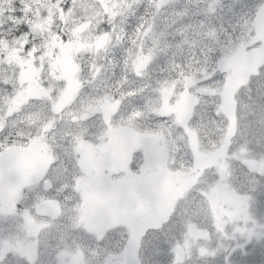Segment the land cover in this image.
Listing matches in <instances>:
<instances>
[{
	"label": "trees",
	"instance_id": "1",
	"mask_svg": "<svg viewBox=\"0 0 264 264\" xmlns=\"http://www.w3.org/2000/svg\"><path fill=\"white\" fill-rule=\"evenodd\" d=\"M127 1L0 0V43L13 42L6 47L7 51H0V121L4 123L0 129V143L9 140L27 143L32 137L41 135L51 121H57L47 133L51 150L58 148L48 172L53 182L52 189L43 190L41 185L27 188L18 202L19 215L9 217L0 212V232L23 235L27 226L21 224L22 221L18 222L23 218L20 212L27 210L31 217H35L33 206L36 201L55 196L60 199L64 211L54 221L47 220L51 225L40 230L41 239L55 254L58 250L55 241L60 244L74 238L80 240L83 235L75 215L81 202L76 204L79 196L74 190L73 177L68 176L70 168L78 162L73 154L68 158L64 153L69 149V156L71 141L80 132L70 115L80 109L89 110L91 105L97 106L99 102L76 104L72 109L69 105L60 114L54 112L49 99L36 98L31 101L26 111L28 117L23 120L7 118L4 113L18 87V69L13 62L18 59L11 52L22 54L23 58L31 57L34 49H44V44L55 34L66 36L72 31L74 33L76 29L73 28L80 22L89 23L81 32L91 40L100 35L107 37L104 46H97L94 52L90 53L86 48L76 54L83 87L81 89L80 86L73 101H80L81 96L92 98L104 90L107 94L112 93L119 102L109 117L105 118L104 113H100L86 120L83 123L86 130L98 135L109 125L120 124H128L138 131L157 129L170 140L171 155L185 169L194 160L186 128H196L200 140H203L201 148L217 145L230 125L234 127V137L229 141L232 150L241 145L245 137L256 141L264 139V29H261L264 15L257 13L261 1L129 0L125 5ZM94 13L100 14L95 16ZM238 55L241 59H248L234 67L232 74L246 72V77L233 91L234 113L233 117L229 115V120L227 113L221 108L218 110L223 85L230 76L229 73L226 75L222 60L237 59ZM142 56L148 61L139 68L136 60ZM163 91L167 94L171 91L172 96L188 93L196 98L198 102L188 120V127L177 123L172 116L163 117L159 113ZM108 120L110 123H106ZM54 133L56 135L51 138ZM55 165L59 172H55ZM235 172L236 179L248 184L251 195L256 199V215L264 216V175L253 177L245 168H235ZM196 195L194 192L191 199ZM189 207L187 205V209ZM186 220L180 222L181 228H184ZM13 222L18 224L19 234L9 232ZM90 244L92 248L101 250L100 243L93 237ZM260 244L249 247L250 252L237 256L236 260L240 264H263L264 259L261 260L260 255L264 244ZM167 246L153 248L152 253H167ZM108 251L104 246L101 254L99 252L93 258L97 261L99 254L101 258ZM222 255L217 253L196 261L191 259L186 264H225ZM203 258L209 260L202 263ZM10 259L12 262L8 260L6 264L24 261L17 255ZM171 259L166 254L145 257L140 259V263L173 264Z\"/></svg>",
	"mask_w": 264,
	"mask_h": 264
},
{
	"label": "rangeland",
	"instance_id": "2",
	"mask_svg": "<svg viewBox=\"0 0 264 264\" xmlns=\"http://www.w3.org/2000/svg\"><path fill=\"white\" fill-rule=\"evenodd\" d=\"M112 2L120 3V0H111ZM160 2L161 0H157ZM260 6L257 10V13H261V16L264 15V0H259ZM104 3V2H103ZM129 4V0L125 2V5ZM104 6V4L102 5ZM112 10V9H111ZM95 16L99 15L100 13H94ZM260 16V17H261ZM50 20V19H49ZM51 21V20H50ZM78 26L74 27L73 30L75 32L69 35L64 36L62 33L55 34V36L49 40V42H46L44 44V49H34L32 51V56L27 58H23L22 54H15L13 51L11 52L12 55H16L18 60H13L15 63V66L18 69V87L14 94V96L10 99V101L7 103L5 108H9L12 102L19 101L23 103L25 101L26 111L29 108V103L27 100L31 98H42V99H49L52 103V107L55 113H61L63 109H65L67 106L70 105V108L72 109L76 104L85 105V103L93 102L99 104L91 105L89 107L88 111H91L92 114H95L97 112L104 113V116L106 118L109 117L112 113H114L116 106L119 104V102L111 95H108L104 90H100V92L92 97V98H86L81 96L80 101H73L76 97V93L79 91V88L81 86V89L83 87L81 76H79V64L77 62L76 54L79 52V50L88 49L91 53L97 50V46H104L105 39L107 35H100L98 37L93 38L91 40L88 38L85 34V32H81L82 30L86 29L89 26V23L87 22H80L77 24ZM261 29H264V18L261 22ZM57 31V30H56ZM79 32H81L79 34ZM13 42H5L0 43V51H7V46L9 44H12ZM32 44L37 42H31ZM11 45H9L10 47ZM260 55V53H259ZM262 55V54H261ZM263 56V55H262ZM248 58L241 59V56L238 55L237 59H223L222 63L225 65V71L227 72L226 75L229 73L230 76H228L225 80V83L223 85V95H221V105H224L222 108L225 113H227V117L230 120V116L233 117L234 113V101H233V91L236 88L237 85L240 84L242 80L246 77V72H242L239 75H233V68L236 67L238 64H242L243 62H247ZM148 59L146 57L142 56L136 60V66L141 68L142 65H145L147 63ZM227 67V68H226ZM45 80H48L45 82ZM82 92V91H81ZM80 92V94H81ZM227 97V103L225 102V98ZM83 98V99H82ZM162 98V106L159 109V113L163 117H169L172 116L174 120L182 125L183 127H188V120L187 123L182 122L184 120L187 107L192 99V96L188 93H180L178 96H172L171 91L167 94L165 91H163ZM48 100V101H49ZM24 106V107H25ZM23 107V108H24ZM41 106H39L40 108ZM91 110V108H93ZM58 110V111H57ZM25 111V112H26ZM87 111L86 109H80L77 112H74L70 115L69 118L72 117H80L82 112ZM96 112V113H93ZM230 115V116H229ZM56 121H51L49 123V126L52 127ZM106 123H110V121H106ZM50 127L47 126V128L50 129ZM85 126L83 124L76 125L77 129H80V132H77L76 139L71 141L72 148L71 152L68 151L67 153H64L67 155L68 158H70V155L73 154L76 157V162H78V165L76 164L75 167H72V164L69 163L70 173L68 176H72L73 179H76V186H74V190L77 192L79 196V200L76 201V204L79 202L86 201V198L84 196L85 190L82 187V184L87 180L86 175H93L96 173V177L101 176L102 171L104 170V173L107 176H110V167L112 169V164L109 162V160H113V157L115 158L119 153L121 146L124 151V162L129 163V152L130 149H136L137 147L143 146L148 150V148L145 146L147 143H153L156 146V150L150 151L149 153H146L147 155H152L155 152H159V146L162 141H164V147L166 146L168 149L167 155L170 151L169 149V142L166 137V135L163 132H159V130H143L138 131L134 127H129L128 124H120L117 126H111L109 125L107 129H102L99 134L92 133L91 130H86L84 128ZM188 135H189V141L192 146V150L194 154L196 152L200 153L201 156V163L202 168L206 169L207 165H211L214 163L211 157H209L206 154V150L210 149L212 151L215 150V148H221L223 149V153L221 156V160L225 163V152L227 151L228 154L231 157V159L228 161V166L231 171V168L235 167L237 169H243L245 165H242V162L240 161V158L238 154L243 151V145L248 149V151L256 156L264 157V139L255 140L253 138L245 137L243 139V143L239 145L238 147L231 149L230 139H232L234 136V127L232 125L229 126L227 133L225 137H223L215 147H207V148H201V140H200V134L197 132L196 128H186ZM48 130H46L41 135L32 137L31 140L27 143V151L25 153L27 163H28V170L29 173L36 172L38 173V176L35 180H28L26 184H43L44 179H48L49 176L47 175L49 172V167L51 165V162L55 161L54 153H58V148L48 145L50 144L49 138H48ZM56 134L54 133L51 135V138H54ZM81 136H84L85 138H81ZM145 139H147L145 141ZM203 139V138H202ZM157 141H160V143H157ZM137 144V147H134L133 145ZM54 145V144H53ZM77 146V147H76ZM133 152V151H132ZM244 152V151H243ZM92 153V154H91ZM102 155H101V154ZM82 154H85L82 156ZM97 154V155H96ZM99 154V155H98ZM115 154V155H114ZM143 154V152H142ZM246 155L249 156V153L245 152ZM244 153L243 155L246 156ZM88 159L91 160H87ZM92 156L90 158V156ZM126 155V156H125ZM81 157V158H80ZM85 158L84 160L82 159ZM160 160H162V156H159ZM82 159V160H81ZM80 160V161H79ZM107 160V161H106ZM83 161V162H82ZM258 159V163H259ZM209 164H208V163ZM249 162L252 163L254 166L249 167L246 169L247 172H251L253 169L258 171V163L253 162V160L249 159ZM84 163V164H83ZM167 163L168 162L167 160ZM247 163V159L245 161ZM154 162L152 157L147 158V169H142L144 172L143 175L147 176L149 180L153 183H155L157 180H162L159 184V186H154L156 188V191L154 192L155 196H161L162 193H166L168 196H165L164 199L168 197V200H170V195L174 191L177 190L180 183L183 182V175H177L171 169L168 168V173H171V175H163L161 173V165L157 166V169H153V174L150 173L152 171V166ZM169 165V164H167ZM100 169V170H99ZM55 172H59V169L55 165L54 168ZM99 170V171H98ZM113 170V169H112ZM130 170L133 172L132 168ZM98 171V172H97ZM213 171V170H212ZM140 172V168L134 170V174L132 175V178L139 176V178H142L138 173ZM148 172L150 174H148ZM177 177V178H176ZM178 181V182H177ZM67 182H69L67 180ZM136 184V183H135ZM115 192V185L113 182L104 183L101 185V197L100 199L94 198L90 202L87 203V206L85 208L82 207L80 204V207L76 209L75 215H76V223H78L81 231L82 236L80 240L74 238L69 241H62L60 244L58 242H54L55 248H59V252L61 254L55 255L53 261L50 264H62L64 262V257L70 258L73 255L82 253L83 251L86 252L90 256V261H92L93 256L100 252L103 249L104 246H107L109 251L104 255L106 258V261L104 264H137L136 261L140 263V259L153 257V256H159L162 255L161 252H154L152 253L153 248L161 247V246H167L168 243L169 247V258L171 256V261L173 264H183L188 262L189 260L193 259V261H196L199 258L202 257H209L210 255H214L217 253H222L223 255L221 258L225 261V264H240L237 260V256H243L246 253L250 252L248 250L249 247L253 245H257V243L264 244V216H260L259 214L256 215V209L252 205V198L250 197L249 200H247V206L249 208V212L244 215L236 216L233 218H226L224 222V227L221 232H219L220 236L211 235L210 238H206L204 240H200V236H193L190 231L188 230L187 233L183 232V230L178 229L174 230L172 233H167L169 230L167 227L169 225L165 224L163 231L162 229L158 230H151L146 236L143 235V237H137V236H131L133 239V242H130V237L128 235H125L124 231L120 228L118 230V226L114 224L117 220L114 218H119L114 215L113 209L108 210L107 208H104V206L107 205L110 207L112 204L113 206H116V201H110L112 199V196ZM99 194L98 190L94 191V195ZM72 197V196H71ZM84 197V198H83ZM73 199V197H72ZM245 199L242 200L240 206L241 209L244 210L246 208V205L244 204ZM111 203V204H110ZM162 202H160L161 204ZM110 204V205H109ZM102 205V206H101ZM16 208V214L18 212L17 203L15 204ZM183 211V208H181ZM2 214H6L2 211H0ZM89 212L90 222L89 223H83L87 220V213ZM216 212V220L214 219L215 225H207L210 227L219 228L217 224H219V221L224 220V217H222L220 214H218L217 210ZM238 212V211H237ZM24 212H20V215L23 216ZM7 215V214H6ZM30 220H26L27 224V234H32L29 236H32L34 240H27L22 239L23 237L18 235V237L14 240H11V243L8 245V250L12 251H20V248L23 245H29L34 242V245L37 244L38 246L35 250L29 249L28 251H23L25 255L27 254L28 257H31L30 259L33 261V259L38 255V249L41 247L40 239L42 238V233L40 230L43 229V227H46L48 225H51L48 221H43V219H37L35 222L32 221L33 218L29 215ZM107 217V219H105ZM186 223L192 221V215L187 212L186 213ZM106 220V222H103ZM118 221H120L118 219ZM172 223V222H171ZM175 223V222H174ZM173 223V224H174ZM192 223L188 224L191 225ZM37 225V226H36ZM196 229V227H194ZM190 229V228H189ZM221 229V228H219ZM94 231V232H92ZM10 233H17L15 229H9ZM36 233L38 235V239H36ZM113 233V234H112ZM19 234V233H17ZM99 234V235H97ZM103 234V236H102ZM124 235L123 239L126 240V243L119 240V235ZM6 236H13L9 233H5ZM114 235V236H113ZM102 236V237H97ZM173 236V238H172ZM92 237H95L98 242L100 243L101 250H96V248H92L90 244V239ZM180 237L183 240H189L187 241H180ZM4 238L2 235V232H0V241ZM19 238V239H18ZM243 240H242V239ZM262 244H260L262 246ZM112 247V248H111ZM177 247H182L183 251L185 252V256H188L184 260L177 261L176 255L171 253V249H175ZM124 248V250H122ZM145 248H147V251L145 252ZM141 249V250H140ZM122 250V251H121ZM209 250V251H206ZM69 252H74L69 254ZM78 252V253H77ZM122 252V253H121ZM214 252V253H212ZM100 254L98 255V258H100ZM137 255V257H136ZM24 256V255H19ZM165 256V255H164ZM258 254L256 253V260H258ZM261 260L264 259V251L260 255ZM12 262L9 255H7V260L5 261V264L7 261ZM209 259L203 258V262H207ZM233 262V263H232ZM28 264V262H25ZM91 264V263H90ZM98 264H102L101 262ZM264 264V263H263Z\"/></svg>",
	"mask_w": 264,
	"mask_h": 264
},
{
	"label": "flooded vegetation",
	"instance_id": "3",
	"mask_svg": "<svg viewBox=\"0 0 264 264\" xmlns=\"http://www.w3.org/2000/svg\"><path fill=\"white\" fill-rule=\"evenodd\" d=\"M36 98H31L27 100L29 105L31 104V101L33 102ZM24 103L25 101L20 104V107L18 108V110H14L13 112L10 113V117L12 119L23 120L25 119L26 116L28 117L27 112H25L26 111L25 108L28 104L25 106L26 103L25 104ZM74 123H76L78 126L80 124H83L84 122H78V120H76L74 121ZM95 126L96 125H94V127ZM146 140L147 139H145V141ZM133 146L137 147L138 145L135 144ZM145 146L147 148L149 147L148 150H146V148H144L143 146L137 147L136 149H130V152H129L130 162L129 163L124 162V158H125L123 157L124 151L122 147L120 146L119 147L120 153L115 158L113 157V160H109V162L113 165L112 166L113 170L110 167V172L112 171L111 173H109L110 176H107L103 170L101 176L98 175V177H96V173L90 176L86 175L87 180L82 184V187L84 188L85 193H86L84 194L86 201H83L82 199V202L80 204L82 205L83 208H85L87 206V203L90 202L92 199L94 198L100 199V197L102 196L100 193L102 184L109 183V182L114 183L115 192L110 201H116L117 204L116 206H113L112 204L110 207H108V203H107V205L104 206V208H107L108 210L113 209V213L117 214L120 221H116L114 224L118 226V230L121 228L124 231L125 235H128L130 237L129 239L130 242H133V239L131 238V236H137V237L139 236L141 238L143 237V235L146 236L151 230H153V228L154 230L162 229L163 231L164 225L168 223L169 225L167 228L169 230L167 231V233L173 234L174 230H178V229H181L183 230V232L187 233L189 230L193 236L197 235V236L202 237L200 238V240L210 238L211 235L220 236L219 232L222 231L226 218H233L236 216L244 215L245 212L246 213L249 212V208L247 206V200H249L250 197L252 198V201H253L252 205L256 209L255 207L257 205L256 199L255 197L251 195L248 184H246L244 181H239L238 179H236L237 172H235V167H233L231 168L232 184H233V189H234L233 193L227 197V199L225 200L222 206L217 208L218 214L224 217V220L219 221V224H217V226L221 229L215 228V227L209 228L207 225H211V226L215 225L214 223V219L216 220L215 211L211 212L208 216L198 215L196 210L192 206H190L187 209L188 204L186 203L183 197H181L178 202L173 203L168 200V197L164 199L165 196H168L167 192L162 193L160 197L155 196L154 192L156 191V188H154V186L155 187L159 186L162 180H157L155 183L151 182L147 176L143 175L144 172L142 171V169H147L148 167L147 158L149 159V157H152L153 162H154L152 166V171L150 173L153 174L154 172L153 169H157L156 167L161 165L162 160H160L159 156L163 157L161 148L164 147V141L160 143L159 152H155L152 155H147L146 153L156 150L157 149L155 147L156 145L153 143H147L145 144ZM246 150H247L246 148H243L244 152H246ZM231 157L232 156H230L228 152L226 151L225 159H224L225 163H228ZM239 158H240V161L242 162V165H245L247 169V166L245 164L246 157L240 154ZM168 162H170V163H167L169 164L168 168L173 167V165L175 164L180 165L179 169L173 170L175 173L180 172L181 169H185L184 167H182L180 163L175 162L174 157L171 155V150L168 153ZM250 166L252 167L254 165L250 164ZM130 168H132L133 172L134 170L140 168V172L138 173V175H140L142 178H139V176H136L134 177L135 179H133L132 175L134 173L130 170ZM168 168H167V171H168ZM205 170L211 173L212 170L214 171V168L209 167V165H207ZM28 173H29V170H28ZM150 173L148 172V174ZM261 173L263 172H259L255 169H253V172H250V174L253 177H259ZM76 179H73L72 181L75 186H76ZM34 185H38V184H26V182L23 183L21 185V188H19L18 190L20 193V196L26 191L27 188H30L31 186H34ZM51 186L53 187L52 181H51ZM95 190H98L99 194L93 197L92 195H94ZM191 196L189 197V199H191ZM243 199H245L244 204L246 205V208L244 210H242L240 206ZM160 202L162 203L160 204ZM19 207L20 206L18 205L17 208ZM181 208H183V211L181 210ZM33 209H34V206H33ZM187 212H189L192 215V221L188 222V224L189 223H192V224L189 225L188 227V224L186 223L184 225V228H181L180 222L181 221L185 222V220L187 219L186 217ZM86 218L87 220L83 222L85 224L90 222L89 212L87 213ZM105 219H107V217ZM115 219L117 220L118 218H114V220ZM36 220L37 218L32 219L33 222H35ZM19 221H22L20 222L21 224L25 226H29L25 218L18 220V222ZM103 222H106V220H104ZM194 227H196V229ZM12 228L15 229L16 232L17 231L21 232L18 224L15 222L12 223L11 229ZM202 229L207 231V233H205V231H201ZM26 232H27V229L24 232V234L21 235L23 237L22 239L23 240L24 239L34 240L32 236H29L32 234H27ZM208 233H209L208 237L204 238ZM2 235H5V233L2 232ZM35 236H36V239H38L37 233ZM123 236L124 235L122 234L119 235L118 236L119 240L126 243V240L123 239ZM17 237L18 235H13L10 238H2L1 240L8 241V245H9V243H11V240L16 239ZM180 241L189 242L188 239L183 240L181 237H180ZM40 244H41V247L38 249V255L33 259V261L30 259L31 257H28L27 254L25 255V253H23L22 250L24 252L28 251L31 248L32 250H35L38 246V241L36 245H34V242L29 245H23L20 248V251H12V250L7 251L8 249V246H7V249L3 253H0V264H5V261L7 260V255H9L10 258L13 257L14 255H17L19 258L22 257L24 261L23 262L19 261L18 264H27L25 262H28L31 264L33 263L50 264L53 261L57 253L53 254L50 249L51 248L50 245L46 243L45 241H43L42 239H40ZM58 250H57L58 254H61ZM146 251H147V248H145V252ZM206 251H209V250H206ZM71 253H74V252H69V254ZM171 253L173 254L172 250H171ZM82 254H83V258L81 260V264H90V263L98 264L100 262L104 264L106 261L105 256L98 258L97 261H95L94 258L92 259V261H90V256L86 252L83 251ZM166 254L167 256H169V247H168L167 253H163L162 255H159V256H164ZM19 255H24V256H19ZM73 256L68 258L69 259L68 261H67V257H64L65 260L62 264H77V262L72 259ZM187 257L188 256H185V258ZM136 263L139 264L138 261H136Z\"/></svg>",
	"mask_w": 264,
	"mask_h": 264
},
{
	"label": "snow or ice",
	"instance_id": "4",
	"mask_svg": "<svg viewBox=\"0 0 264 264\" xmlns=\"http://www.w3.org/2000/svg\"><path fill=\"white\" fill-rule=\"evenodd\" d=\"M223 95V93H221ZM198 101L193 97L187 107L184 120L182 122L187 123L190 119L194 106ZM227 103V97L225 98ZM224 105H218V110L223 108ZM160 143V141H157ZM11 145V147L9 146ZM21 145L9 140L6 143H0V160L6 162L10 172L20 173V183L23 184L28 180H35L38 173H24L21 169L20 162L22 159ZM215 147V146H212ZM163 158L161 162V173L163 175H171L168 173L167 160L168 149L167 147L161 148ZM223 149L215 148L214 151L210 149L206 150V154L212 158L213 164L209 167H213L214 171L211 173L202 168L201 156L199 152L194 154L193 162L188 163L186 169H181L177 175H183V182L179 184L176 191L171 193L170 200L173 203L179 201L183 197L189 206H192L198 215L208 216L211 212L217 210L222 206L227 197L233 193L232 173L227 163L221 160ZM173 167L179 169L180 165L175 164ZM197 195L193 199H189L192 193ZM20 193L17 187H10L7 189L4 198L0 200V211L6 213L9 217L16 215L15 204L18 201ZM25 220H30L28 211L23 213Z\"/></svg>",
	"mask_w": 264,
	"mask_h": 264
},
{
	"label": "water",
	"instance_id": "5",
	"mask_svg": "<svg viewBox=\"0 0 264 264\" xmlns=\"http://www.w3.org/2000/svg\"><path fill=\"white\" fill-rule=\"evenodd\" d=\"M23 148L21 147V153ZM22 171L25 173L26 165L23 160V157L20 162ZM21 180L20 173L10 172L8 164L0 160V193L5 195L6 191L10 187H16ZM17 182V185H16ZM36 212L38 214H52L54 215L57 212V202L54 200H47L39 203L36 206Z\"/></svg>",
	"mask_w": 264,
	"mask_h": 264
},
{
	"label": "bare ground",
	"instance_id": "6",
	"mask_svg": "<svg viewBox=\"0 0 264 264\" xmlns=\"http://www.w3.org/2000/svg\"><path fill=\"white\" fill-rule=\"evenodd\" d=\"M34 4H35V3H34ZM34 4H33V5H34ZM35 5H36V4H35ZM32 8H33V7H32ZM63 8H64V7H63ZM63 10H64V9H63ZM33 11H34V10H33ZM178 81H179V80H178ZM102 84H103V83H102ZM13 86H14V85H13ZM108 94H110V93L108 92ZM110 95L114 96L112 93H111ZM201 95H202V94H201ZM114 97H115V96H114ZM4 105H5V104H4ZM3 107H4V106H3ZM57 111H58V110H57ZM2 112H3V111H2ZM123 113H124V112H123ZM60 114H61V113H60ZM58 115H59V114H58ZM19 117H20V116H19ZM35 117H36V116H35ZM72 118H73V117H72ZM21 119H22V118H21ZM60 120H61V119H60ZM60 120H59V121H60ZM77 120H78V119H77ZM75 121H76V120H75ZM18 122H19V121H18ZM18 122H17V123H18ZM56 122H57V121H56ZM56 122H55V123H56ZM71 123H72V122H71ZM54 125H55V124H54ZM57 125H58V124H57ZM46 127H47V126H46ZM48 127H50L49 124H48ZM54 127H55V126H54ZM155 127H156V126H155ZM44 129H46V128H44ZM48 129H49V128H47L46 130H48ZM50 129H51V127H50ZM50 129H49V131H50ZM65 129H66V128H65ZM46 130H45V131H46ZM62 130H63V129H62ZM42 131H43V130H42ZM45 131H43V134H44ZM47 132H48V131H47ZM41 133H42V132H40V134H41ZM59 133H60V132H59ZM45 134H46V133H45ZM45 134H44V135H45ZM46 135H47V134H46ZM46 135H45V136H46ZM171 137H172V135H171ZM48 138H49V137H48ZM168 138H169V137H168ZM169 141H170V140H169ZM48 142H49V141H48ZM49 143H50V142H49ZM48 145H50V144H48ZM76 147H77V146H76ZM91 154H92V153H91ZM100 154H101V153H100ZM83 155H85V154H82V156H83ZM96 155H97V154H96ZM98 155H99V154H98ZM101 155H102V154H101ZM88 156H90V155H88ZM83 157H84V156H83ZM83 157H82V159L84 160L85 158H83ZM86 157H87V155H86ZM91 157H92V156H90V158H91ZM80 158H81V157H80ZM82 159H81V160H82ZM91 159H92V158H91ZM91 159H90V160H91ZM87 160H89L88 157H87ZM90 160H89V161H90ZM79 161H80V160H79ZM106 161H107V160H106ZM82 162H83V161H82ZM83 164H84V163H83ZM120 214H121V213H120ZM114 215H115V214H114ZM116 216H117V214H116ZM118 219H119V218H118ZM118 219H117V221H118ZM119 220H120V219H119ZM120 224H121V223H120ZM118 225H119V223H118ZM120 227H121V226H120ZM120 227H119V228H120ZM124 230H125V229H124ZM92 232H94V231H92ZM112 234H113V233H112ZM97 235H99V234H97ZM102 236H103V234H102ZM102 236H100V237H102ZM113 236H114V235H113ZM97 237H99V236H97ZM100 237H99V238H100ZM97 239H98V238H97ZM111 248H112V247H111ZM122 250H124V248H122ZM122 250H121V251H122ZM77 253H78V252H77ZM121 253H122V252H121ZM75 254H76V253H75ZM70 257H71V256H70ZM68 260H69V259H68ZM68 260H67V261H68Z\"/></svg>",
	"mask_w": 264,
	"mask_h": 264
},
{
	"label": "clouds",
	"instance_id": "7",
	"mask_svg": "<svg viewBox=\"0 0 264 264\" xmlns=\"http://www.w3.org/2000/svg\"><path fill=\"white\" fill-rule=\"evenodd\" d=\"M26 127H27V125H26Z\"/></svg>",
	"mask_w": 264,
	"mask_h": 264
}]
</instances>
